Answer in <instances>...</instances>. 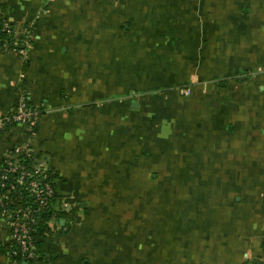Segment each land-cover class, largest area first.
Instances as JSON below:
<instances>
[{
	"label": "crops",
	"instance_id": "0c3cea01",
	"mask_svg": "<svg viewBox=\"0 0 264 264\" xmlns=\"http://www.w3.org/2000/svg\"><path fill=\"white\" fill-rule=\"evenodd\" d=\"M0 116L78 207L31 264H254L264 257V0H0ZM191 88L189 95L181 88ZM28 140L0 131V159ZM61 221V220H60ZM0 264L16 261L2 247Z\"/></svg>",
	"mask_w": 264,
	"mask_h": 264
},
{
	"label": "built area",
	"instance_id": "2783aa9c",
	"mask_svg": "<svg viewBox=\"0 0 264 264\" xmlns=\"http://www.w3.org/2000/svg\"><path fill=\"white\" fill-rule=\"evenodd\" d=\"M1 13L0 51L14 52L24 58L27 46L35 38L32 27H26L19 36L10 19L0 10ZM181 92L189 95L192 90L187 87ZM41 115L42 110L31 105L28 95L22 91L16 108L0 116V131L9 125L21 124L28 134L25 143L15 144L0 159V226L5 224L9 229V242L5 246L7 254L16 261L36 259V233L41 212L53 211L47 221L51 226L52 221L57 222L59 211L73 209L62 196L56 195V173L31 145ZM258 262L264 264V257Z\"/></svg>",
	"mask_w": 264,
	"mask_h": 264
},
{
	"label": "trees",
	"instance_id": "16d2710c",
	"mask_svg": "<svg viewBox=\"0 0 264 264\" xmlns=\"http://www.w3.org/2000/svg\"><path fill=\"white\" fill-rule=\"evenodd\" d=\"M1 10V9H0ZM2 19V13L0 14V20ZM42 110V114L44 113V110ZM55 177L57 178V175L55 174ZM55 187H56V190H57V196H61L60 195V192H59V189H58V182L55 183ZM78 211V207H73V209H71L70 211H59L57 213V222L59 225H61L60 223V220L61 219H65V224L62 226L64 229L66 230H70L72 228V225L75 221V219L77 218L76 216V213ZM53 213V211H52ZM52 213L50 211H47V212H41V218L39 220V224L37 226L38 228V231L36 233V249H37V257L36 259L34 260H30L28 261L30 264L34 261H37V260H41V259H45L47 260L49 258L52 259V257H54L53 255H49L46 257L45 255V251H44V247H43V244H42V238L45 237L49 232H51V227L50 225H48L47 221L51 218L52 216ZM56 222V223H57ZM2 251L7 253V247L6 246H3L2 247ZM20 263L22 261H19ZM254 264H259V262H255Z\"/></svg>",
	"mask_w": 264,
	"mask_h": 264
},
{
	"label": "water",
	"instance_id": "95a60500",
	"mask_svg": "<svg viewBox=\"0 0 264 264\" xmlns=\"http://www.w3.org/2000/svg\"><path fill=\"white\" fill-rule=\"evenodd\" d=\"M60 223H61V225H64L65 224V219H61ZM25 264H27V263H25Z\"/></svg>",
	"mask_w": 264,
	"mask_h": 264
},
{
	"label": "rangeland",
	"instance_id": "374dc122",
	"mask_svg": "<svg viewBox=\"0 0 264 264\" xmlns=\"http://www.w3.org/2000/svg\"><path fill=\"white\" fill-rule=\"evenodd\" d=\"M186 88H187V87H186ZM182 89H184V88L179 89L178 92H180Z\"/></svg>",
	"mask_w": 264,
	"mask_h": 264
}]
</instances>
